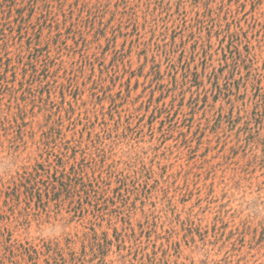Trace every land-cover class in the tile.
Returning <instances> with one entry per match:
<instances>
[{
	"label": "rangeland",
	"instance_id": "rangeland-1",
	"mask_svg": "<svg viewBox=\"0 0 264 264\" xmlns=\"http://www.w3.org/2000/svg\"><path fill=\"white\" fill-rule=\"evenodd\" d=\"M0 264H264V0H0Z\"/></svg>",
	"mask_w": 264,
	"mask_h": 264
},
{
	"label": "trees",
	"instance_id": "trees-1",
	"mask_svg": "<svg viewBox=\"0 0 264 264\" xmlns=\"http://www.w3.org/2000/svg\"><path fill=\"white\" fill-rule=\"evenodd\" d=\"M27 180H28V178H27Z\"/></svg>",
	"mask_w": 264,
	"mask_h": 264
}]
</instances>
